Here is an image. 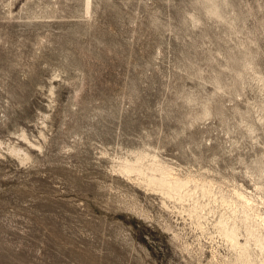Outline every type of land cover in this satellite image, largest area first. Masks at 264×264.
Returning <instances> with one entry per match:
<instances>
[{"label": "rangeland", "instance_id": "rangeland-1", "mask_svg": "<svg viewBox=\"0 0 264 264\" xmlns=\"http://www.w3.org/2000/svg\"><path fill=\"white\" fill-rule=\"evenodd\" d=\"M243 196L264 240V0H0V264H233Z\"/></svg>", "mask_w": 264, "mask_h": 264}, {"label": "bare ground", "instance_id": "bare-ground-1", "mask_svg": "<svg viewBox=\"0 0 264 264\" xmlns=\"http://www.w3.org/2000/svg\"><path fill=\"white\" fill-rule=\"evenodd\" d=\"M211 10L213 13H217V9L215 6H213ZM143 158H144V155L139 154L134 162L127 161L126 163L122 165L121 171H123L126 174H129V173L131 174L132 172H135V174L136 173L139 174L140 176H142L141 180H143L148 185L147 187L151 186L153 189H156V190L158 189L159 191H162V193L169 196L170 198L175 197L178 200L183 201V199H186V198L188 199V197L190 198L191 196H194L196 194V193L194 194V192L196 191L193 192L190 190L191 188H189L190 187L189 185L191 183L190 179L182 178V177L174 175L171 172V169H168L165 166L158 164L157 162L153 163L149 167H145L143 164ZM193 190H199L200 191L199 194L201 193L204 199L206 196L208 197V195H210V189L206 183L205 184L204 183L195 184ZM243 197L246 198L245 201L240 203L242 206V210H243V216H240L241 214L239 216L242 217V222L246 226V229L248 232L247 239L244 240V242L240 241L239 239V228H240L239 224L240 223L238 224L236 221L237 215H238L237 214L238 208H235L234 210L231 209L233 211L232 214L229 217L220 218L219 224H217V226L219 225L222 234L225 236V238H227V240L231 243L232 247L235 248L236 250V256L231 261L233 264H250L252 260L251 252H250L251 240H253L255 244L258 245L259 248L264 251V240H262V237H260L259 235L255 233V231L252 229L253 227L251 226V221L253 218L252 217L253 214L250 212V210L252 209V202L249 199H247V197L245 196ZM201 207H202V204L200 203V201L196 200L195 204L192 207H189L190 209L189 208L188 209L190 210V213L195 215L194 217L198 218L199 216H201L200 214L203 213V212L200 213Z\"/></svg>", "mask_w": 264, "mask_h": 264}]
</instances>
